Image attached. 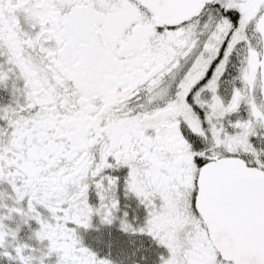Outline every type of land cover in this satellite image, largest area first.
Here are the masks:
<instances>
[{"label": "snow or ice", "instance_id": "1", "mask_svg": "<svg viewBox=\"0 0 264 264\" xmlns=\"http://www.w3.org/2000/svg\"><path fill=\"white\" fill-rule=\"evenodd\" d=\"M0 264H264V0H0Z\"/></svg>", "mask_w": 264, "mask_h": 264}]
</instances>
